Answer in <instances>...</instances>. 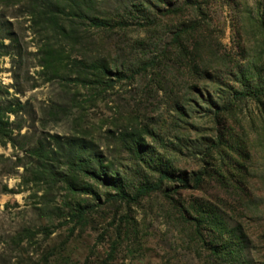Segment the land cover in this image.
Segmentation results:
<instances>
[{
    "label": "rangeland",
    "instance_id": "rangeland-1",
    "mask_svg": "<svg viewBox=\"0 0 264 264\" xmlns=\"http://www.w3.org/2000/svg\"><path fill=\"white\" fill-rule=\"evenodd\" d=\"M0 264H264V0H0Z\"/></svg>",
    "mask_w": 264,
    "mask_h": 264
},
{
    "label": "trees",
    "instance_id": "trees-1",
    "mask_svg": "<svg viewBox=\"0 0 264 264\" xmlns=\"http://www.w3.org/2000/svg\"><path fill=\"white\" fill-rule=\"evenodd\" d=\"M100 23L102 24V21H100ZM105 181L108 183V185H113V186H117L118 183H119L118 178L117 177H112V176L111 177H107L106 176ZM156 189H160V187H156ZM215 231H217V230H215ZM229 231L231 232V230H229Z\"/></svg>",
    "mask_w": 264,
    "mask_h": 264
}]
</instances>
